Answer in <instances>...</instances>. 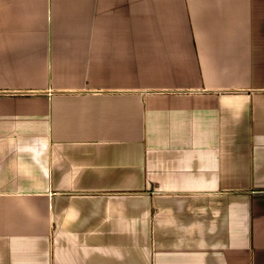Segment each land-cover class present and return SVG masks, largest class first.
Segmentation results:
<instances>
[{"label":"crops","instance_id":"crops-1","mask_svg":"<svg viewBox=\"0 0 264 264\" xmlns=\"http://www.w3.org/2000/svg\"><path fill=\"white\" fill-rule=\"evenodd\" d=\"M0 264H264V0H0Z\"/></svg>","mask_w":264,"mask_h":264}]
</instances>
